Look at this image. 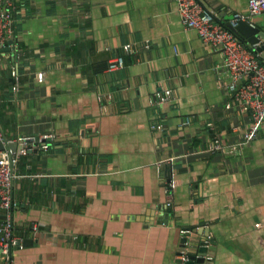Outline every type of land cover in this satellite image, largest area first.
I'll return each mask as SVG.
<instances>
[{"label":"crops","instance_id":"crops-1","mask_svg":"<svg viewBox=\"0 0 264 264\" xmlns=\"http://www.w3.org/2000/svg\"><path fill=\"white\" fill-rule=\"evenodd\" d=\"M197 1L222 26L248 12V0ZM15 4V49L0 52V129L18 144L11 264H189L186 242L198 256L208 237L213 264H264V123L246 142L251 115L226 109L221 49L186 30L173 0ZM250 24L264 33V15ZM29 137L39 145L20 154Z\"/></svg>","mask_w":264,"mask_h":264},{"label":"built area","instance_id":"built-area-1","mask_svg":"<svg viewBox=\"0 0 264 264\" xmlns=\"http://www.w3.org/2000/svg\"><path fill=\"white\" fill-rule=\"evenodd\" d=\"M179 10L182 24L186 30H195L201 40L215 48H220L225 65L230 73L231 82L228 88L231 92V101L226 105L230 110L237 107L242 113L251 115V121L244 133L245 141H253L258 138L261 127L264 123V60L262 55L254 53L253 49L260 44L248 47L242 43L230 30L219 25L214 16L204 10L197 0H173ZM16 0H0V44L4 47L15 49L17 40L16 26ZM257 15H264V0H248V12L246 14L235 13L229 24L232 28H237L241 22L250 24V20ZM251 25V24H250ZM13 40V44H9ZM126 53L131 51L128 46ZM125 67L123 56L111 58L108 62V72H118ZM41 79L44 76H39ZM158 100L163 103L171 100L172 91L165 90L157 94ZM191 119L185 121V125H190ZM154 130L159 126L154 124ZM48 137H45L47 139ZM17 142L24 145L20 154L33 151L39 143L33 137L18 138ZM0 143H5V137L0 129ZM38 143V144H37ZM226 144L219 137H213L208 151L213 154L224 151ZM47 149V146H43ZM18 155L12 150H0V210L4 212V220L0 224V250L3 257L2 264H11V247L16 242L13 233V168ZM39 224L31 226L33 233H38ZM189 235H187V239ZM211 238H207L201 248L206 250L203 264H213V253ZM190 246L186 242V247L182 252L184 261L188 263ZM186 255V257H184Z\"/></svg>","mask_w":264,"mask_h":264},{"label":"water","instance_id":"water-1","mask_svg":"<svg viewBox=\"0 0 264 264\" xmlns=\"http://www.w3.org/2000/svg\"><path fill=\"white\" fill-rule=\"evenodd\" d=\"M224 27L227 29H230L234 35L244 44H246L248 47H252L253 45L260 44L257 46V48L253 49L254 53L256 54H261L262 58H264V33L260 32V30L256 29L252 25L248 24L247 22H241L240 25L237 28H232L230 27L229 23L224 24ZM9 44H13V40H10ZM14 49L9 48V47H4L0 44V52L1 53H11L13 52ZM6 145L14 151L15 147H18V144H12L11 142H8L5 138ZM22 149L20 148V151ZM186 240H184L185 243ZM17 246H21V242H16ZM24 245V244H23ZM13 249V246L11 247V251ZM200 254L197 256L191 254L189 256V264H192L195 260L199 264L204 263V254L206 250L204 248L200 249ZM0 255H1V250H0Z\"/></svg>","mask_w":264,"mask_h":264},{"label":"trees","instance_id":"trees-1","mask_svg":"<svg viewBox=\"0 0 264 264\" xmlns=\"http://www.w3.org/2000/svg\"><path fill=\"white\" fill-rule=\"evenodd\" d=\"M262 61H263V59H261ZM5 217V216H4ZM27 228H29V226L28 227H26V228H24V229H27ZM13 230H14V225H13Z\"/></svg>","mask_w":264,"mask_h":264}]
</instances>
